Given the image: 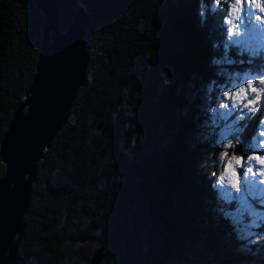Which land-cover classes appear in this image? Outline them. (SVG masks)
<instances>
[{"label":"trees","instance_id":"trees-1","mask_svg":"<svg viewBox=\"0 0 264 264\" xmlns=\"http://www.w3.org/2000/svg\"><path fill=\"white\" fill-rule=\"evenodd\" d=\"M79 1L90 13L89 63L67 122L37 163L12 264H90L100 246L99 264L246 262L223 213L237 202L212 185L216 165L199 162L200 149L214 161L221 148L188 140L211 117L186 89L193 73L258 71L263 56L227 43L214 0ZM56 7L66 30L70 0ZM45 20L34 0H0V140L31 82ZM257 119L232 153L253 152ZM4 170L0 162V177Z\"/></svg>","mask_w":264,"mask_h":264},{"label":"water","instance_id":"water-1","mask_svg":"<svg viewBox=\"0 0 264 264\" xmlns=\"http://www.w3.org/2000/svg\"><path fill=\"white\" fill-rule=\"evenodd\" d=\"M34 1L46 17L39 55L31 82L0 140V162L5 166L0 177V264L15 261L38 176L37 163L67 122L89 63L85 28L90 13L84 5L70 0L71 20L61 30L56 0ZM236 171L240 176L241 168ZM104 256V247H98L90 264H99Z\"/></svg>","mask_w":264,"mask_h":264},{"label":"rangeland","instance_id":"rangeland-1","mask_svg":"<svg viewBox=\"0 0 264 264\" xmlns=\"http://www.w3.org/2000/svg\"><path fill=\"white\" fill-rule=\"evenodd\" d=\"M235 3V0H214L212 2V8H221L224 11V19L223 24L226 28V40L228 44H232L236 46L239 50L243 52L248 51L251 55H258L261 54L263 56L261 61H264V30H261L257 27L256 30H253L247 27V20L244 22V26L239 28H233V33L240 32L242 33L241 37H235L236 39H243L244 43L242 44H234L228 40V33L227 29L231 27V25L227 24L226 21L229 19L233 20V23H239L235 17L238 13L234 12L232 9V5ZM244 7H250L252 11L259 16L261 20L256 21V16L253 17V20L256 21L257 26L261 24V21H264V11H261V6H264V0H243ZM204 6V4H203ZM230 63V62H229ZM216 74L214 78H207L203 75H199L193 73L190 76V85L186 89V96L189 98L200 97L202 100V104L207 109L209 116L211 117L210 123H203L200 122L197 126L193 129L190 134V138L188 139L191 142L192 146L197 147V142L199 141H207L210 139H214L215 142H212L211 146L221 148L220 152L215 156V160L211 161L210 158L212 156V150H199V162L202 165L207 164L210 161L212 164L216 165L217 172L214 174L213 186L217 188V191L221 197H223L226 201H236V207L231 211L223 210V213L226 217L232 219V223L234 225V229L237 233V237L241 239V236H245V238L241 239L243 244L241 245L240 249L245 255L246 262L242 264H258L259 262L264 259V204L260 203V200L264 199V193L260 197H257L256 202L254 203V207L256 212L260 214V217L256 219L255 227L249 229V225L252 223L253 217L249 216L243 208L240 199H230L228 195L225 194V191L221 189L218 185V178L221 174L225 176V182L231 184L236 183V177L232 175L231 170L225 171V165L228 162L229 158L235 156L236 158L241 159V163L246 161L249 156L257 157L264 155V144L261 141H264V136H261L260 130L264 128V125H261V119H264V92L259 91L260 89H264V84L256 85L253 81H249L252 87H257V92H252L249 89L248 91V99H253L256 95H261V99L258 102H254V104L249 105V107L255 106L257 103L260 106V110L248 114L251 118L257 115V121L255 122V128L253 130V135L249 141V147L253 152L249 153L246 157H243L242 153L234 154L231 152L233 149L232 147L227 148L228 156L225 157L224 162L221 163L219 158L224 153V146L231 142L235 145V139L232 138V132L229 131L232 127H238L239 125H234L233 121L239 117V113L235 112L231 109L225 110L219 107V104L224 99V91L231 92L233 86H238L239 88L244 87L241 81L248 79L249 77H256L264 78V70L259 69H251V67H246L244 70H236L231 67H221L215 68ZM259 74V75H258ZM241 95H243L241 93ZM231 103V101H228ZM247 102V101H245ZM231 111V116H226V112ZM247 113V109L244 110ZM250 118V119H251ZM247 120H249L248 116H245L244 120L239 121V124L246 125ZM209 129H208V128ZM241 136V133H240ZM255 137V139H253ZM252 164L254 165L253 172L256 174V179H264V176H261L259 172H256L257 168H264V164H261L258 160L253 159ZM233 168H237L236 160H232ZM237 172V171H236ZM243 168H241V175L239 178L242 180ZM259 187L264 188V185H260ZM232 197L240 196V193L235 192L233 189L231 191ZM251 231V236H247V232ZM185 264H207L203 262H199L193 260L192 262L185 263ZM212 264V263H211Z\"/></svg>","mask_w":264,"mask_h":264},{"label":"snow or ice","instance_id":"snow-or-ice-1","mask_svg":"<svg viewBox=\"0 0 264 264\" xmlns=\"http://www.w3.org/2000/svg\"><path fill=\"white\" fill-rule=\"evenodd\" d=\"M217 3H219V0H217ZM232 9L234 12L238 13V15L235 17V19L239 23H233L232 19H229L226 21L227 24L231 25L230 28L227 29L228 33V40L231 41L234 44H242L244 43L243 39H236L235 37H241L242 33L235 32L233 33V28H239L241 26H244L245 20H247V27L256 30L257 27H259L261 30H264V21H261V24L257 26L256 21L261 20L259 16H256V14L252 11L250 7H244L243 0H235V3L232 5ZM261 11H264V6H261ZM256 16V21L253 20V17ZM259 75V74H258ZM249 81H253L257 86L260 84H264V78L257 79L256 77H249L246 80L241 81V83L244 85L242 88H238V86L234 85L231 92L224 91V99L219 104V107L225 110L231 109L235 112H238L240 115L239 117L233 121L234 125H239L238 127H232L229 129V131L232 132V138L235 139L236 143H241V136L240 133L244 132V129L246 125L239 124V121L244 120L245 116H248L250 119L251 113H255L260 110V106L257 103L253 107H249V105L254 104V102H258L262 97L261 95H256L253 97V99H248V91L246 89H249L252 92H257V87H252ZM259 91L264 92V89H260ZM241 93L243 95H241ZM228 101H231L229 103ZM247 101V102H245ZM245 109H247V113H245ZM232 112L227 111L226 116H231ZM261 125H264V119H261L260 121ZM261 136H264V128L260 130L259 133ZM255 139V137H253ZM262 144H264V141H261ZM232 147L233 150H235V146L229 142L227 145L224 146L225 150L223 155L219 158L220 162L223 163L225 157L228 156L227 148ZM251 147V145H249ZM264 151V149H262ZM236 160V166L239 168H243V174H242V180L239 178V173L236 172L235 168L232 166V160ZM242 157L236 158L233 156L232 158L228 159L227 164L224 166L225 171L231 170L232 175L236 177V183L229 184L225 182V176L224 174H221L218 178V185L221 189L225 191V194L229 196L230 199H240L241 204L243 205L244 210L246 213L253 217L252 223L248 226L249 229L252 227L257 226L256 225V219L260 217V214L256 212V209L254 207V203L256 202L257 197H260L262 193H264V188L259 187L260 185H264V179H256V174L253 172L254 165L252 164V160L256 159L261 164H264V155L252 157L249 156V158L241 163ZM256 172H259L261 176H264V168H257ZM235 190V192L240 193V196L238 197H232L231 191ZM260 203L264 204V199L260 200ZM247 236H251V231H248ZM245 238V236H241V239Z\"/></svg>","mask_w":264,"mask_h":264}]
</instances>
